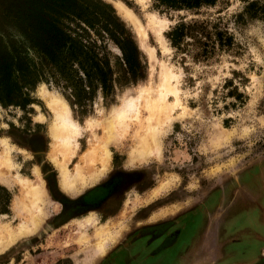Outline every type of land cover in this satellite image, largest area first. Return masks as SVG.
Instances as JSON below:
<instances>
[{"label": "rangeland", "instance_id": "obj_1", "mask_svg": "<svg viewBox=\"0 0 264 264\" xmlns=\"http://www.w3.org/2000/svg\"><path fill=\"white\" fill-rule=\"evenodd\" d=\"M103 1L132 34L140 51L139 75L128 77L117 43L102 30L101 40L92 37L110 69L107 93L95 88L82 105L77 104L47 59L36 54L39 77L23 89L30 102L25 106L0 102V187L4 188L0 199H8L0 213V240L35 213L25 202L27 185L41 190V197L32 200L42 217L31 230L0 246V264H95L114 257L139 229L170 222L174 234H180L179 228L192 219L198 222L201 213L204 229L186 228L189 240L177 249L186 255L185 264H264V169L241 173L264 159V19L251 17L243 0H220L198 13L159 12L151 0ZM116 1L139 19L145 31L142 38L117 11ZM193 18L219 20L232 35V45L199 58L191 39L183 52L176 50L164 33ZM158 20L164 27L161 35ZM5 22L0 11V32L13 33L15 28ZM165 71L172 75L174 94L160 88ZM43 85L67 103L80 127L67 168L74 175L79 165L85 181L75 180L73 188L60 187L61 173L51 159L52 112L39 95ZM157 93L169 106L156 109L152 117L159 147L145 156L138 153L150 119L145 107L160 96ZM134 94L138 112L116 117L125 99ZM6 152L8 168L2 167ZM86 152L92 154L87 163ZM101 182L111 185L102 209L76 213L71 203ZM98 237L103 238L101 253ZM226 247L233 251L227 253Z\"/></svg>", "mask_w": 264, "mask_h": 264}, {"label": "trees", "instance_id": "obj_2", "mask_svg": "<svg viewBox=\"0 0 264 264\" xmlns=\"http://www.w3.org/2000/svg\"><path fill=\"white\" fill-rule=\"evenodd\" d=\"M243 1L251 17L264 19V0ZM219 2L151 0V5L159 12L198 13L201 8L214 7ZM0 11L5 23L15 28L13 33L0 32V102L4 105L25 106L30 102L23 89L32 87L39 77L36 54L47 59L54 73L70 88L77 104L82 105L95 88L107 93L110 69L102 61L100 46L92 37L95 34L101 40L102 30L117 43L128 77L134 79L139 75L140 51L132 34L103 0H0ZM164 35L172 47L182 52L191 39L198 48L195 58L208 57L216 49L232 45V35L221 27L219 20H181ZM7 200L0 199V213L5 212Z\"/></svg>", "mask_w": 264, "mask_h": 264}, {"label": "bare ground", "instance_id": "obj_3", "mask_svg": "<svg viewBox=\"0 0 264 264\" xmlns=\"http://www.w3.org/2000/svg\"><path fill=\"white\" fill-rule=\"evenodd\" d=\"M114 6L117 9V11L122 14V16H124L126 19L131 21V23L136 28L138 34L142 38L145 35V31H144L139 19L133 14V12L131 10L127 9L124 5H122L121 3L117 2V1L114 2ZM157 26L159 27L157 33L159 35H161V32L163 31V28H164L162 25V21L158 20ZM152 49L153 48H151V50ZM171 77H172V75L168 71H165L162 74V79L160 82V88L164 89V91H163L164 93L172 92L174 94V92H175L174 88H172V84H170V78ZM38 91H39L40 97L45 99L48 108L52 112V121L50 123V135H51L54 142L52 145L53 150H52V154H51L52 155L51 159L59 167V170L61 173L60 174V187L63 189L73 188L75 180L84 179L83 175L81 174V170H80L79 165L75 166V174L74 175H71L68 168H67V163L69 162L71 156L73 155L71 152V143L76 142L75 137L79 135L78 129L80 127L78 128L77 123L72 119L70 108L68 107L67 103L64 100H62V98L56 92L48 91L44 85L41 86ZM160 92H161V90H160ZM135 95H137V94L130 95L125 99L124 105L115 114L116 117H118V118L124 117L128 112H134L135 114L138 112V110L136 109V106L133 102L134 99H137L135 97H138ZM156 95H160V93L159 94L157 93ZM168 106H169L168 103L167 102L165 103V98L163 96L161 97V95L155 96L153 101L151 103H149V105H146L145 112H146L147 118L150 117V119H148V123H147L148 125H146L147 126V132H146V134H144L145 135L144 140L142 141V144H140V146L138 147L139 148L138 149L139 154L142 153L143 155L148 156L154 150H158V147H159L158 138H159V136H158V134H155V127L153 124L154 119H152V117L155 116L156 109H158L160 112L161 110H164V109L167 110ZM170 109H172V108H170ZM40 116L42 117V115H40ZM109 128H108V131H109ZM4 146L6 149L9 147V146L7 147L6 144ZM6 154H7V152L3 156L5 159L2 161V167L8 168L9 165L7 163ZM57 155H60V157H61L60 161L56 160ZM91 155L92 154H90V152H88V153L86 152L83 154V160L85 163L88 162V159L90 158ZM104 156L106 159L109 158L107 150H105ZM82 181H85V179ZM24 186H25V184H24ZM27 188H28L29 195L27 196V194H28L27 193L25 198L28 199L27 197H29V199L25 200V202L27 201V204H28L27 206L29 208L34 209L35 213L32 212L33 211L32 210L31 214L32 213H34V214L29 217L28 222L22 224L20 227L18 226L19 229L17 228L18 230H15L14 233H10V231H9L8 232L9 233V236H8L9 239L8 238L5 240L2 239L3 241L0 240V246L1 245L3 246L7 241L12 240L14 237L18 236L19 234L24 233L26 230H31L33 228V226L37 225L38 222L42 218L41 217V208L38 205L37 201L35 200V199L41 197V195H40L41 190L40 189L32 190V188L28 185H27ZM24 191L26 192V190H24ZM33 198H35L34 201L32 200ZM1 228H2V226H1ZM4 232L6 233V235H8L6 231H4ZM97 240H98L97 241V245H98L97 251L99 253H101V252H103V245L101 243L103 241V238L98 237ZM106 240H107V238H106ZM110 240H113V239H110Z\"/></svg>", "mask_w": 264, "mask_h": 264}, {"label": "flooded vegetation", "instance_id": "obj_4", "mask_svg": "<svg viewBox=\"0 0 264 264\" xmlns=\"http://www.w3.org/2000/svg\"><path fill=\"white\" fill-rule=\"evenodd\" d=\"M261 169H264V159L257 161L255 160L253 163L249 164L248 166H245V168L241 171V173L255 172L256 174L259 173ZM234 185L237 186L236 181H234ZM110 186L111 185H102L85 192L80 198H78L77 200L71 203L73 205V207L71 206V208L77 209L76 213H79V211L88 212L90 209H99L100 202L103 199H105L107 196H109L108 190ZM212 205L215 206L213 202ZM70 215L71 214H69V216ZM234 215H236V213L227 214L228 217L231 216L230 218H232ZM72 216H75L74 212L72 213L71 217ZM203 216L204 215L201 213L199 214L200 218H198V222H192L193 221L192 219V221L188 224V226L186 225L184 229L183 227L179 228L180 234H174L175 233L174 230L176 229H171V226L174 224L170 222L169 223L163 222L158 224L157 226L139 229L133 235H131L132 237L130 239H127L123 242V244L120 247V250H118L116 253H119L125 249H129L130 254L129 256H127V260H130V262H132L135 261L140 256L141 254L139 253L140 251L145 252V250H147L148 248H149V250L147 251L148 256H153V255L157 256L162 253H168L176 246L180 248L182 244H185L187 240H189L187 238V233H185V231L187 232V229H190V231L194 232L195 230L200 229L202 225H204ZM202 228L204 229V226ZM221 231L223 232L225 230H221ZM223 233L225 234V232ZM138 245H142L141 249L139 248V250H137Z\"/></svg>", "mask_w": 264, "mask_h": 264}, {"label": "crops", "instance_id": "obj_5", "mask_svg": "<svg viewBox=\"0 0 264 264\" xmlns=\"http://www.w3.org/2000/svg\"><path fill=\"white\" fill-rule=\"evenodd\" d=\"M99 186H102V182L100 184L94 186L93 188H97ZM91 189L92 188L88 189L87 191H89ZM109 197L110 196H107L105 199H103L100 202V204H99L100 209H102L103 202L105 203L106 200L109 199ZM141 246L142 245H138L137 250H139V248L141 249ZM176 249H180V248H178V246H176L170 252L162 253V254L157 255L155 257L154 255L153 256L147 255V253H148L147 251L149 250V248H148L147 250H145V252L140 251L139 252V253H141L140 256L135 261H132V262H130V260H127V256H129L130 250L125 249L119 253H116V255L114 257H112L111 259H109V260H102L101 259L100 261H97L95 264H181V263L185 264L186 255H184V253L182 255H179L178 250L176 251ZM226 250H227V253H229L230 251H233V249H230L229 247H226ZM144 254H146V255H144ZM170 254H171V256H170Z\"/></svg>", "mask_w": 264, "mask_h": 264}]
</instances>
